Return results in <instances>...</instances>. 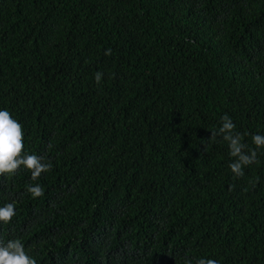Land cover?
I'll return each instance as SVG.
<instances>
[{
	"label": "trees",
	"instance_id": "1",
	"mask_svg": "<svg viewBox=\"0 0 264 264\" xmlns=\"http://www.w3.org/2000/svg\"><path fill=\"white\" fill-rule=\"evenodd\" d=\"M0 110L52 164L0 176V244L37 264H264V0H0ZM225 114L257 151L243 177L209 138Z\"/></svg>",
	"mask_w": 264,
	"mask_h": 264
},
{
	"label": "clouds",
	"instance_id": "2",
	"mask_svg": "<svg viewBox=\"0 0 264 264\" xmlns=\"http://www.w3.org/2000/svg\"><path fill=\"white\" fill-rule=\"evenodd\" d=\"M111 55V49L105 52ZM103 73H94V79L99 85L102 82ZM217 135L222 136L228 142L230 155L235 158L229 167L235 177H243L244 168L258 162L257 151L248 149L243 143V136L236 131V125L232 119L225 114L222 117V126L218 132H212L211 140H215ZM256 148H264V135L256 134L252 136ZM51 147V145L49 146ZM23 166L31 172L33 180H37L42 173L52 169L50 162H43V158L35 154L24 153V130L23 125L14 119L7 110H0V176L15 175ZM26 191L33 198L44 195L41 185L26 186ZM16 215L15 203H8L0 207V222L8 224ZM0 264H37V261L28 255L20 239L10 240L7 244H0ZM197 264H218L215 259H198Z\"/></svg>",
	"mask_w": 264,
	"mask_h": 264
}]
</instances>
